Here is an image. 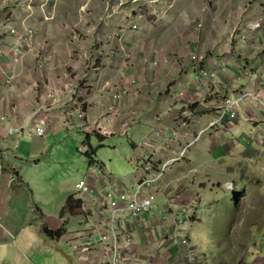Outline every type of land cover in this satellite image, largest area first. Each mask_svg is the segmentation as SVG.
<instances>
[{"label":"crops","instance_id":"0c3cea01","mask_svg":"<svg viewBox=\"0 0 264 264\" xmlns=\"http://www.w3.org/2000/svg\"><path fill=\"white\" fill-rule=\"evenodd\" d=\"M120 1L127 3V0ZM149 1L154 4L151 5L152 11L156 15H163L164 18L174 6V2L165 0H144V5ZM225 1L220 7L219 0H216L218 13L213 20L206 12L204 14L202 10L200 11L204 16L202 37L198 44L197 57L200 58L198 65L217 71L215 80H205L196 76L197 69L193 63L187 66V62L181 65L175 61H169L167 65L162 62L160 57L162 55L167 57L163 47L165 40L160 33L162 24L159 26L160 30L158 28L153 30L157 32L152 39V48H155L157 57L160 58L154 61L158 65L154 71L146 69V65L139 59L140 56L137 58V55H133L144 54L147 51L144 49V52H139L148 42L143 38L145 36L136 31L121 30L123 33L119 34V38H111L117 26H122L126 22L125 10L117 11L119 0H108L102 12L97 11L94 0L91 3L93 10L90 16L93 37L88 43L94 44V56L97 54L102 56L100 65L85 70L81 60H74L75 64L63 63L60 67V70L63 69L65 72L66 67L71 68L75 75L78 74L77 79L84 80L89 87L80 90L83 99L81 103L86 104L84 109L86 118L83 120L77 117L76 102L66 103L64 98L60 99L62 94L67 96L74 88L72 83L65 81L62 72L61 79L53 73L61 64L57 61L59 51L53 49L49 39L45 38V59L50 64L53 62L54 68L53 71L46 72V79L49 82L45 90L54 89L60 96L52 102L42 92L37 101L32 92H26L25 95H19L20 98H15L16 103L13 101L10 106L9 102L4 105V101L0 100V117L8 118L7 123L0 121V264H108L109 256L105 252L107 243H101L97 235V231L100 230L96 225L101 217L100 209L93 211L92 205L84 204L81 205L82 214L61 216V210L68 197L80 199L74 187L71 193V188L62 182L60 184L64 192L62 200L52 204L49 210L38 205L29 196L28 183L21 171L20 163H32L35 168L40 165L41 160H55L51 155L54 142L51 143L52 149L45 140L40 145L35 143L31 146L30 152L25 153L26 158L18 151L23 141L32 142L37 138L28 134V129L33 123L27 124L26 120L31 116L33 120L39 118L46 120V134L43 137L60 136L64 139V135L69 137V132L72 136L79 133L86 136L84 143L88 141L91 147L92 135L96 136L103 146L107 144L114 149L123 145L122 140L117 142L116 139L122 135L127 136L130 150L126 156L131 165L146 160L160 165L175 159L181 148H187L183 154L184 160L173 162L158 182V186L168 198L176 193L180 195L178 200L172 202L175 209L172 208L181 214L189 212L187 210L194 200L192 195L198 190L206 193L199 194L198 200V203L200 199L204 201L205 207L210 206L207 201L213 197L207 192L211 194L216 190L231 192V198L227 200L230 205H234L235 214L226 228L228 235L218 242L223 245L219 248H231L233 251L235 249L238 253L240 247L246 245V241H242L240 235L236 236L238 239L233 243H226H229L227 241L229 237L234 236L232 230L237 228L235 224L245 222L247 226L241 231L238 230L239 233L251 234L254 231L260 243H257L256 237L253 236L251 238L253 242L250 243L254 250L252 255L243 257L242 263L238 261L239 263L231 264H264V232L260 231L261 226L264 229V218L260 217L256 210V206L264 205V195L256 194V191L264 187V179L260 178L257 169L255 171L251 169V165L244 168L240 164L241 159L249 160L240 153V146L249 144L254 148L253 143H264V131L260 129L264 128V71L256 69L251 75L242 71L246 63L248 64L246 68H252V63L258 62L263 56L257 52L258 49L264 53V0ZM148 8L150 9V6ZM130 15L135 16L133 13ZM259 20L262 23L261 27L251 30L250 25ZM56 22L57 19L52 22V26L54 24L53 27L57 30L55 43L63 45L61 37L63 24L60 23L58 31ZM111 47L115 48L113 53L110 52ZM130 47L135 49L131 50ZM5 51L8 52V49ZM180 53H183V50H180ZM183 54H186V50ZM148 60H151L149 56ZM87 63L90 64V61ZM3 71L0 69V80L10 75L9 72H5L4 77ZM131 83L133 84L130 85ZM166 84L168 87L163 88ZM259 84L261 86H258ZM24 91L27 89L24 88ZM242 93L250 97L238 101L236 122L231 126L215 123L217 113L226 100L240 98ZM6 95L4 84L0 85V96L7 98ZM108 107L116 108L117 114L116 119L110 120L107 126L104 117L107 112H111ZM254 119L256 122H253ZM9 126L21 128L22 131L19 134H7L4 128ZM198 142L199 152H193L192 156H189V151L191 152ZM46 148H49V151H45ZM65 151L67 158L71 157V150L65 148ZM234 160H237L235 164ZM101 165L105 168L104 164ZM11 170L18 173L23 184L16 182ZM95 173L96 171L91 177L85 176L79 181H87L97 195L108 182L106 183L105 179L104 181L97 179ZM141 175L138 170L133 174L128 173L123 183L126 186H133ZM109 177V181H117L112 174H109ZM229 183H232L230 191L225 188ZM214 195L217 200L220 198L218 194ZM87 198L90 200L96 197L89 195ZM157 203L153 215L145 216L139 227H136L131 218L120 221L119 226L124 229L121 233L128 232L132 238V243L128 246L123 238H120L119 246L122 249L124 264H188L184 249H177L167 237L171 217H167L166 220L161 218V222L156 217L166 212L164 208L162 210L165 202L158 198ZM214 204H211L210 210H203L207 215L206 221L197 217L196 221L190 222L186 218L187 227L180 230L181 234L190 240V236L195 238L197 236L195 228L203 222L211 221ZM89 212L91 215H88ZM148 217L152 218L154 225L150 224ZM188 222L190 225H187ZM45 228L52 231L62 228L64 233L58 239L50 238L43 233ZM207 229L211 227H206V232ZM248 249L249 246L246 245L243 253L246 254ZM247 259L250 263H245Z\"/></svg>","mask_w":264,"mask_h":264},{"label":"rangeland","instance_id":"374dc122","mask_svg":"<svg viewBox=\"0 0 264 264\" xmlns=\"http://www.w3.org/2000/svg\"><path fill=\"white\" fill-rule=\"evenodd\" d=\"M93 1L94 0H0V69L4 70V77L5 72L10 73V75L5 77L4 80H0V85L4 84L7 92V98L0 96V100L2 99L4 101V105L7 104V102H9V106L13 104V101L16 103L15 98H20L19 95H25L26 92H32L34 99L37 101H39V95H41L40 93L42 92L45 96L49 92L55 93V100L60 96L54 89L51 91L45 90V87L49 82H47L46 79V72L47 70L53 71L54 69L52 67L53 62L50 64L45 59L46 56L44 49L46 44L44 40L47 38L49 39V42H51L52 48L59 51L57 61L58 64H61L56 71H53V73L57 75L58 79H61L60 73L62 72L65 81L72 83V87L74 88L69 95L66 96L62 94L60 99L64 98L66 103L76 102V106L82 110L85 109L86 104L81 103L83 99L80 95V90L87 89L89 87L86 85L84 80L77 79L78 74L75 75L71 68L66 67L65 72L63 69L60 70V67L63 63L75 64L74 60H81L82 64L85 65V70L90 69V67L94 68L100 65V58L102 56L99 54L94 56V44L88 43L93 37V32L90 28V16L93 10L91 3ZM165 1L170 3L174 2V6L167 14H165L166 16L164 18L162 17L163 15H152L149 13L150 9H153V7L149 9L147 5H144V0H137L134 3L131 0H127V3L122 6V9L125 10L124 16L126 17V22L125 24H122V26H117L116 31H114L111 35V38H119V34L129 30L136 31L141 34V36H145L143 38L146 41L148 40V42L144 44V47L139 52H144V49L147 51L144 54L134 53L133 55H137V58L139 55V59L146 65L145 68L153 71L157 66H153L151 64L155 61V59L158 61L160 58L165 65H167L169 61L178 62L179 65L185 64V62H187V66L193 65L190 56L192 54L198 56V44L202 37L203 16L206 12L208 17L213 20L218 13L215 6L216 0ZM224 2L226 1L222 0L221 2V0H219L220 7L223 6ZM105 3L107 4L108 0H96L95 7L98 12L103 11L104 6H106ZM136 10H138L139 13H136ZM201 10L204 14L200 13ZM131 13L135 16L132 17V15H130ZM55 19L58 21L56 22L58 24V31L60 23L63 24L61 34L64 42L63 45H56L55 43V33L57 30L53 27L54 24L52 26V22H54ZM132 20L133 22H131ZM200 23L202 25L201 28L197 26V24ZM18 24H20V26H18ZM160 24L163 25L160 33H162L163 40H165L163 47L165 49L164 54H166L167 57L162 55L159 58L157 57L155 48H152V39L155 38V34L157 32H154L153 30L155 28L160 30ZM133 25H136V28H133ZM121 30L124 31L121 32ZM158 34L159 32L157 35ZM59 38L60 34L58 32L57 39ZM166 41H168L167 44ZM5 49H8V52L5 51ZM109 49L111 53L115 51V48L111 47ZM130 49L134 50L135 48L130 47ZM180 50H183V53H185L186 50V54L180 53ZM257 52L264 56L261 49H258ZM148 56L151 58L150 61L148 60ZM263 56L259 58L258 62H254L255 65L252 63V68H246L248 67V64L246 63L242 71H245L250 75L253 74L256 69L257 71H264ZM89 61L90 64L87 63ZM223 82L227 83V81ZM132 84L133 83L130 85ZM160 86L162 87V85ZM163 86V88H167L168 84ZM258 86L261 85L259 84ZM24 88L27 89V91H24ZM101 119H103V117ZM113 119H116V116H113L112 120ZM255 120L256 119H254L253 122H256ZM260 129L264 131V128ZM244 133L247 134L246 132ZM69 134V137L64 135V139L60 136H53L43 137L44 139L37 137L32 142L31 140H25L18 149L19 152L23 153L22 156L26 158L25 153L28 154L31 146L35 143L40 145L43 140H45L49 148H51V143H55L53 149L51 148V155L55 158L54 161L51 159L48 161L41 160L40 165L35 168L32 166V163H20L21 171L28 183L27 184L25 182L29 189V196L33 201L46 210H49L55 202L62 200L64 192L61 190V182L65 186L71 188L70 192L72 193L74 191L73 187L75 183L79 182V180L83 179L85 176L91 177L93 173L98 170V167L95 164H104L105 172L112 174L115 180L121 183L125 182L126 175L128 173L133 174V172L136 171V169L128 163L129 160H127L128 156H126V154L128 150H130L127 136L122 135L121 137H118L116 139L117 142L122 140L123 145L114 149L112 146L107 144H104L103 146V144L98 141L97 137L92 135V147H90L95 151L93 155L95 164L90 166L88 159L85 158L83 154L78 153V148L84 144L86 136L79 133H74L73 136L70 132ZM199 145L200 143L198 142L196 146L191 149V152L189 151V156H192L191 153L193 152H199ZM252 145L254 148L249 146V144L244 147L240 146V153L242 156L249 158V160L241 159L240 164L244 168L251 165V169H253V171L257 169V173L261 175L260 178L264 179V143L258 142L253 143ZM49 148H46L45 151H49ZM65 148H69L71 150V157L67 158L65 155ZM182 149L183 148H181V150ZM37 157H39V155ZM236 161L234 160L233 164H235ZM198 162L200 163V159ZM250 162L252 163L250 164ZM36 169L38 171H36ZM193 182L194 178H192L191 183ZM226 190L229 189L226 188ZM258 193L264 195V187L256 191V194ZM199 194L205 195L206 193L201 192V190L193 193L192 197L194 200L190 208L187 210L189 212L184 214L188 221L194 222L197 217L206 221L207 219L205 217L207 215L203 212V210H210L212 208L211 204H214V202L217 204L215 203V206L212 209L213 216L211 221L203 222L201 225H198L199 227L195 228L197 236H194L195 238L190 236L191 240L187 238V236L184 237L189 241H192L191 244L189 243L187 250L183 248V253L187 254V258L192 259L190 263H187L231 264L238 261L242 263L243 257H250L252 252H254L253 248L250 246V243L253 242V239L251 238L253 236L256 237L255 241L260 243L254 231H252L251 234L247 232L239 233V231L247 226L245 222L235 224L237 228L232 230L233 234L231 233L234 236H232V238L229 237L227 240L229 243L226 244L233 243V241L238 239L236 236L240 235V239H242V241H246V245L249 246L246 254L243 253L246 250V245L241 246L239 252L237 253L234 248V251L231 248H219L223 247V245L218 243L221 238L228 235L226 228L229 222H231V217L235 214L234 205H230L229 200H227L231 198L232 193L227 191L218 192V190L212 194L207 192L208 195L213 196L211 198L213 199V203H211V199L207 201L209 203L208 205H210L208 207H205V202L201 199L200 203H198L200 198ZM214 194H218L220 198L217 200V197H215ZM44 202L47 204H44ZM89 202L91 201H87L85 204H89ZM163 208L166 210L165 206L162 207V209ZM173 208L175 209L174 206ZM256 210L259 212L260 217L264 218V205L256 206ZM166 214L163 212L160 213V215H157L156 217H158V221L161 222V218ZM187 225H190V223L188 222ZM206 227H211V229H207L206 232ZM263 230V226H261L260 231L264 232ZM89 234L91 235L92 233ZM247 238H250L251 240L249 241ZM58 245L60 247L62 246V244ZM175 246L177 249L179 248L178 245ZM245 263H250L249 259H247Z\"/></svg>","mask_w":264,"mask_h":264},{"label":"built area","instance_id":"2783aa9c","mask_svg":"<svg viewBox=\"0 0 264 264\" xmlns=\"http://www.w3.org/2000/svg\"><path fill=\"white\" fill-rule=\"evenodd\" d=\"M133 3L137 0H131ZM126 3V2H125ZM152 2H148V6H151ZM125 4L122 1H119L117 4L118 10L122 9V6ZM135 11V10H134ZM117 12V11H116ZM136 13H139L136 10ZM152 15H156L152 9L150 12ZM261 20L256 21L250 25L251 30H257L261 27ZM198 27H202L201 24H197ZM136 28V25L132 26ZM190 59L192 63L196 66L197 73L196 76L200 79L205 80H215L217 78V71L211 70L205 67L199 66L200 58L196 55H191ZM42 62V61H41ZM197 64V65H196ZM153 66H157V62H153ZM134 83V82H133ZM53 89H49L47 91H51ZM55 93L49 92L46 94V98L52 102L55 101ZM182 96V93H180ZM117 97V96H115ZM244 97H250L248 94L242 93L240 98L235 100H226L223 107L218 111L216 116V122L220 125H233L237 120V108L238 101ZM110 113L107 112L104 117V121L107 122V126L110 124V120L112 117L117 114L116 108L108 107ZM77 117L81 120L85 119L84 110L78 107ZM33 116L27 118L26 123L32 124L29 130V136L43 137L46 134V120L43 118H39L33 120ZM0 121L7 123V116H1ZM5 133L7 134H19L22 131L21 128H12L11 126L4 128ZM187 148H183L179 155L175 157V159L166 161L160 165L154 163L151 160H146L140 163L133 164L132 167L141 172V177L136 181L133 186H126V184L121 182H112L109 181V174L105 172V168L101 164H95L92 156V165L95 164L98 167V170L95 173V177L99 180H106L107 185L102 188V191L97 195L94 188L87 181H79L74 185L77 194L79 195L82 205L87 203L89 200L87 196L94 195L95 199H91L89 201V205L94 207L93 211H97L100 209L101 217L99 218L96 225L101 230H98L99 241L101 243H107L105 248V252L108 253V264H124L123 262V254L120 245V238H123L125 244L128 246L132 243L131 234L128 232L121 233L122 229L119 226V223L122 219L131 218L136 227L141 226L143 218L145 216H152L154 210L157 208V199L161 198L165 202L166 212L165 216L162 217V220H166L167 217H171L170 228L168 229L167 237L170 238L172 243L178 245L179 248L187 249L190 241L185 237V235L181 234L180 230L185 228V219L184 214L176 212L172 207V202L178 200L180 195L178 193L171 195L169 198L165 194V192L160 189L158 186L159 180L163 178L169 166L175 162L183 159V154ZM78 153L83 155L91 154V151L86 143L82 144L78 148ZM91 165V166H92ZM108 177V178H107ZM226 188L231 190L232 184L229 183L226 185ZM163 210V209H162ZM173 212H172V211ZM88 215H91L89 212ZM148 221L151 225H154V222L151 217H148ZM188 238V237H187ZM88 244V243H87ZM85 247H88L85 245ZM192 261L191 258H187V262L190 263Z\"/></svg>","mask_w":264,"mask_h":264},{"label":"trees","instance_id":"16d2710c","mask_svg":"<svg viewBox=\"0 0 264 264\" xmlns=\"http://www.w3.org/2000/svg\"><path fill=\"white\" fill-rule=\"evenodd\" d=\"M86 144L88 145V147L91 151V154H85L84 156H85V158L88 159L90 166H91L92 165V156L94 155L95 151L89 146L88 141H86ZM11 172H12V175H13L14 179L16 180V182L23 184V182L19 178L18 173L16 171H13V170H11ZM81 205H82L81 199H76V198L70 196L66 199L60 215L61 216H65V215L76 216V215L82 214ZM43 233L47 237L58 239L63 235L64 230L62 228H60V229L52 231V230H48L47 228H45Z\"/></svg>","mask_w":264,"mask_h":264},{"label":"clouds","instance_id":"9594fccd","mask_svg":"<svg viewBox=\"0 0 264 264\" xmlns=\"http://www.w3.org/2000/svg\"><path fill=\"white\" fill-rule=\"evenodd\" d=\"M97 234H98V232H97Z\"/></svg>","mask_w":264,"mask_h":264}]
</instances>
